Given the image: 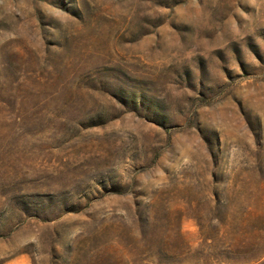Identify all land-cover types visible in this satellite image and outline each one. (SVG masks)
Listing matches in <instances>:
<instances>
[{
  "label": "rangeland",
  "instance_id": "374dc122",
  "mask_svg": "<svg viewBox=\"0 0 264 264\" xmlns=\"http://www.w3.org/2000/svg\"><path fill=\"white\" fill-rule=\"evenodd\" d=\"M0 264H264V0H0Z\"/></svg>",
  "mask_w": 264,
  "mask_h": 264
}]
</instances>
